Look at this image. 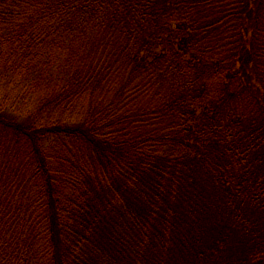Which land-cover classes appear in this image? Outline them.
<instances>
[{"label":"trees","instance_id":"trees-1","mask_svg":"<svg viewBox=\"0 0 264 264\" xmlns=\"http://www.w3.org/2000/svg\"><path fill=\"white\" fill-rule=\"evenodd\" d=\"M0 264H264V0H0Z\"/></svg>","mask_w":264,"mask_h":264}]
</instances>
